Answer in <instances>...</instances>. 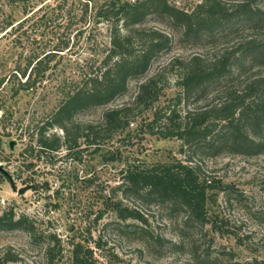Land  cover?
<instances>
[{
    "label": "trees",
    "instance_id": "obj_1",
    "mask_svg": "<svg viewBox=\"0 0 264 264\" xmlns=\"http://www.w3.org/2000/svg\"><path fill=\"white\" fill-rule=\"evenodd\" d=\"M67 1L62 0L58 7V13L65 17L72 10ZM78 1L81 31L106 24L108 43L102 49L97 48L78 73L55 84V105L28 136L24 153L29 158L40 160L61 150L68 152L85 141L94 146V154L113 161L118 151L109 152L108 157L103 153V145L132 132L138 136V142L146 136L178 140L180 150L187 149L193 156L214 157L226 152L243 156L264 154V75L250 79L240 90L225 88L223 99L215 104L188 109L185 103L192 97L202 100L209 86L240 76L245 65L264 63V36L241 40L230 52L210 61L199 56L183 61L174 58L152 71L158 56L170 50L171 40L162 31L143 24L148 16L160 15L179 26L184 37L210 39L247 24L252 28L263 25L264 13L261 7L252 6L253 0H239L230 8L222 6L221 0H201L190 11L179 9L169 0ZM13 24V21L5 23L4 29L14 28ZM59 52H62L59 47L51 49L27 58L22 69L17 66L7 78V82L13 83L11 95L36 91ZM172 70H176L173 87L177 92L165 103L162 99L170 88L168 74ZM18 76L26 79L18 81L15 87ZM132 84L134 90L127 95ZM97 108H102L99 119L80 121L86 111ZM4 122L1 115L0 126ZM121 162L120 183L102 201V207H107L118 221L136 222L138 233L147 238L148 219L137 207L153 204L166 214L182 215L177 235L180 243L189 237L200 238L203 233L231 234L225 221L218 219L210 207L220 193L236 201L242 195L233 186L209 180L200 164L192 163L191 159L147 163L128 157ZM23 164L29 170L34 163ZM4 178L7 179L0 173V183ZM11 230L37 236L33 222L26 216H16L12 210L1 212L0 232ZM154 239L160 245L165 240L161 236ZM87 242L71 243L68 264H96ZM94 244L100 248L99 241ZM53 248L46 251L51 263ZM226 255L229 254L213 255L207 249L202 253L201 263L264 264V259L242 263Z\"/></svg>",
    "mask_w": 264,
    "mask_h": 264
},
{
    "label": "rangeland",
    "instance_id": "obj_2",
    "mask_svg": "<svg viewBox=\"0 0 264 264\" xmlns=\"http://www.w3.org/2000/svg\"><path fill=\"white\" fill-rule=\"evenodd\" d=\"M237 1L221 0L226 8ZM60 2L0 0V104L3 107L0 116L5 119L0 126V157H3L0 159H4L0 165L15 185L13 191L7 179L0 183V213L12 210L16 216H26L33 222L37 235L31 237L23 230L0 232V264H68L71 243L82 240L88 241L87 247L92 250L96 264H202V253L207 249L213 255L228 253L234 261L242 263L264 259V154L243 156L226 152L214 157L193 156L187 149L180 150L178 140L146 136L138 142L133 132L103 145V153L108 157L109 152L118 151L113 161L94 154V146L85 141L78 148L61 150L40 160H32L24 153L28 136L55 105V84L78 73L94 51L108 43L106 24L81 31L78 0L67 1L72 10L66 17L58 13ZM169 2L190 11L201 0ZM252 6L261 7L264 13V0H253ZM9 21H13L14 28L4 29ZM143 24L162 31L171 40L170 50L158 56L152 71L174 58L183 61L199 56L210 61L230 52L241 40L264 36V24L259 28H252L250 24L240 29L237 26L229 34H216L210 39L184 37L179 26L160 15L148 16ZM58 47L62 52L56 55L36 91H22L12 96L13 83L7 82L10 73L17 66L22 69L27 58ZM243 69L240 76L209 86L202 100L193 97L185 100L188 109L215 104L223 99L225 88L240 90L250 79L264 75V63L245 65ZM175 71L168 74L170 88L162 99L165 103L177 92L173 87ZM16 79L15 87L26 78ZM133 90L134 84L127 95ZM101 112L102 108L90 109L81 115L80 121H96ZM11 141L14 142L12 150L9 149ZM127 157L147 163L191 159L192 163L200 164L209 180L233 186L242 198L236 201L220 193L210 207L218 219L225 221L232 235L203 233L205 236L189 237L180 243L177 235L182 215L166 214L153 204L137 207L148 219L150 236L147 238L138 233L136 222L118 221L107 207H102V201L120 183L121 160ZM30 161L34 164L27 170L23 163ZM27 187L30 189L23 194L17 193ZM100 213L102 216L97 218ZM156 236L165 239L162 245L156 242ZM95 241H99L100 248H95ZM49 247L54 249L52 263L46 256Z\"/></svg>",
    "mask_w": 264,
    "mask_h": 264
},
{
    "label": "water",
    "instance_id": "obj_3",
    "mask_svg": "<svg viewBox=\"0 0 264 264\" xmlns=\"http://www.w3.org/2000/svg\"><path fill=\"white\" fill-rule=\"evenodd\" d=\"M13 144H14L13 141H11V142L9 143V149H10V150H12V148H13ZM0 173H2V174L5 175V177L7 178V180L9 181V183H10V185H11V187H12V190L15 191V188H14V187H15L14 182H13V180L10 178L9 174H7V173L3 170L2 165H0ZM27 189H30V187L19 189V190L17 191V193L21 195V194H23Z\"/></svg>",
    "mask_w": 264,
    "mask_h": 264
}]
</instances>
